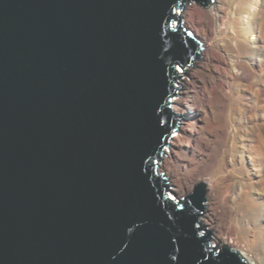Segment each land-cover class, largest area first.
<instances>
[{"label":"water","instance_id":"95a60500","mask_svg":"<svg viewBox=\"0 0 264 264\" xmlns=\"http://www.w3.org/2000/svg\"><path fill=\"white\" fill-rule=\"evenodd\" d=\"M214 1L0 0V264H247L158 172Z\"/></svg>","mask_w":264,"mask_h":264},{"label":"bare ground","instance_id":"6f19581e","mask_svg":"<svg viewBox=\"0 0 264 264\" xmlns=\"http://www.w3.org/2000/svg\"><path fill=\"white\" fill-rule=\"evenodd\" d=\"M205 13L198 21L204 76L198 88L184 82L182 98L173 99L172 111L188 120L171 138L158 172L177 177L175 196L202 181L200 221L213 243L233 247L247 264H264V0H250L237 12L215 0ZM224 19L229 28L222 30ZM214 52L226 67L222 75Z\"/></svg>","mask_w":264,"mask_h":264},{"label":"rangeland","instance_id":"374dc122","mask_svg":"<svg viewBox=\"0 0 264 264\" xmlns=\"http://www.w3.org/2000/svg\"><path fill=\"white\" fill-rule=\"evenodd\" d=\"M226 2L228 3V5H234V8L237 11H244V7H247V6H250V0H226ZM254 5V4H253ZM210 7V6H209ZM208 7V8H209ZM207 8V9H208ZM207 9H205L207 11ZM205 10L194 5V4H190L188 6H186V8L181 12V17H182V25L183 27L191 32V34L193 35V37H195L197 40H199V42L201 43V57L203 58V56L205 55V41L203 39V32L200 31L201 29V26L199 24V19H202L204 17V15L206 14L205 13ZM203 13V14H202ZM205 13V14H204ZM199 16V17H198ZM206 16V15H205ZM247 19L245 18L244 21H246ZM223 25V26H222ZM218 28H221L222 30H225V29H228L229 28V24L227 23V20H223L222 22H220L219 24V27ZM221 40V39H219ZM218 40V41H219ZM214 52L213 53V63L215 65V70L217 71V73H219L220 75H222L224 72H226L224 65H223V60L221 58V55L219 53H216ZM203 60V59H202ZM200 61L201 60H198L181 78L180 80V84H179V88H178V91H177V94H176V97L174 99H179V98H182L183 95L182 92L184 90V86H183V83L184 82H188L189 83V87H196L198 88L200 86V82H201V79L202 77L204 76L202 74V71L201 72H198L200 71V68H199V64H200ZM218 67V68H217ZM253 78V74H247L245 76V80H251ZM176 115L179 116V114L175 113ZM190 115H192L194 117V115L192 113H190ZM180 117V116H179ZM197 117V116H195ZM181 123L179 125V128L177 130V132L174 134V136H178L180 134V128L182 127V125L185 124V122L188 120L186 117H181ZM178 134V135H177ZM173 136V137H174ZM171 140V139H170ZM170 140H169V144L167 147H165L164 151L166 153H169L170 152V147H171V143H170ZM162 166V161L159 162V166H158V169L160 170ZM160 174L165 177L167 179V182H168V186L169 187V192L171 193L173 189L176 188V183L174 182L175 179L174 178H177L176 176H172L171 174H165V172H160ZM202 182V181H200ZM200 182H197L196 184L200 183ZM203 183V182H202ZM194 184V185H196ZM204 184V183H203ZM193 186H190V189L187 188L186 191H183L182 193H180L179 195L175 196L173 195L175 198H181L183 196H186L188 194L191 193L192 189H193ZM172 187V188H171ZM206 205V203L204 204ZM202 219V217H201ZM200 219V220H201ZM200 223L202 224V222L200 221ZM203 225V224H202ZM204 226V225H203ZM205 227V226H204ZM233 239H234V235L231 236ZM231 239V240H233ZM211 244L212 246L216 247V248H221L222 246L216 244V243H213V240H211ZM227 247V246H226ZM230 248L231 250L235 251L236 250L233 248V247H228Z\"/></svg>","mask_w":264,"mask_h":264}]
</instances>
